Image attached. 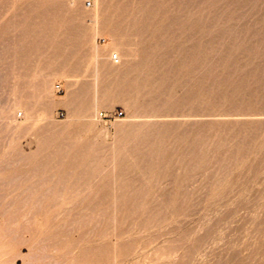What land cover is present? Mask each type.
Listing matches in <instances>:
<instances>
[{"label": "rangeland", "instance_id": "374dc122", "mask_svg": "<svg viewBox=\"0 0 264 264\" xmlns=\"http://www.w3.org/2000/svg\"><path fill=\"white\" fill-rule=\"evenodd\" d=\"M70 1L0 0L8 261L264 264V0Z\"/></svg>", "mask_w": 264, "mask_h": 264}, {"label": "bare ground", "instance_id": "6f19581e", "mask_svg": "<svg viewBox=\"0 0 264 264\" xmlns=\"http://www.w3.org/2000/svg\"><path fill=\"white\" fill-rule=\"evenodd\" d=\"M76 1L77 0H71L70 1V3H73V4H75L76 3ZM72 6V5H71ZM63 10V9H62ZM98 12V11H97ZM98 15L99 14H97V13H92V14H90L89 15V17L91 18V20H92V25H91V27L89 28V34H88V37H87V41H88V43H89V45L91 46V58H90V60L93 62V64L97 67L98 66V63H99V60H100V58H101V56H102V53H104V52H106V51H109V53L111 52V54L113 55V53L115 52V46L116 45H118L119 44V40H118V38H117V36H116V34H115V32H110V43L108 44V45H106V46H104V48H102V49H100L97 45H95L94 43H92V40H93V38L94 37H96V36H98L99 35V32H100V30H101V28H102V24L100 23V21H99V18H98ZM122 16V15H121ZM35 21V20H34ZM131 23V22H130ZM104 25H106V24H104ZM104 27V26H103ZM106 27V26H105ZM38 28V27H37ZM114 37H115V39H116V42H115V39H114ZM222 38V37H221ZM16 39V38H15ZM115 45V46H114ZM114 46V47H113ZM40 48V47H39ZM111 48V51L109 50ZM71 50V49H70ZM37 52V51H36ZM7 53V52H6ZM38 53V52H37ZM122 54L124 55L125 53H123L122 52ZM37 56V55H36ZM89 56V55H88ZM120 59V58H119ZM80 60V59H79ZM113 61V60H112ZM119 62H120V60H119ZM65 63V62H64ZM63 63V64H64ZM132 63V62H131ZM16 64V63H15ZM108 64V63H107ZM22 65V64H21ZM133 65H135V64H133ZM132 66V65H131ZM52 68V67H51ZM132 68H134L133 66L130 68V69H132ZM137 68V67H136ZM49 69V68H48ZM114 69V68H113ZM97 70V69H96ZM70 72V71H69ZM68 72V73H69ZM87 72V71H86ZM92 72H93V70H92ZM108 72L109 73H114V70H108ZM134 72V71H133ZM43 73V72H42ZM64 73V72H63ZM62 73V74H63ZM125 73H127V72H124V74ZM33 74V73H32ZM47 74V73H46ZM51 74V73H50ZM46 75V76H43V78H41V83H39L40 84V87H38L39 88V90H38V93H37V100L39 101V102H41L42 100H44V98L45 97H47V93L49 92L50 93V89H51V85H52V81H53V79H54V77H53V75ZM55 74V73H54ZM135 75V74H134ZM23 79V78H22ZM77 79V78H76ZM81 80V79H80ZM122 80V79H121ZM39 81V80H38ZM28 83V82H27ZM129 83V82H128ZM33 85V84H32ZM98 85H99V74L96 72V74L94 75V87L96 88V89H98ZM103 85V84H102ZM125 85V84H124ZM37 86H39V85H36V87ZM122 86H123V84H122ZM93 87V86H92ZM137 89V88H136ZM99 91V90H98ZM134 91V90H133ZM107 92V91H106ZM36 93V92H35ZM47 94V95H46ZM105 94V93H104ZM169 94V93H168ZM90 95V94H89ZM97 95V94H96ZM117 95V94H116ZM110 96V95H109ZM73 97V96H72ZM75 98V97H74ZM106 97L104 96L103 98H99L98 96H96L95 97V99H94V101L88 106V113H95V112H98V110H99V107L100 106H106V105H108V100H106L105 99ZM76 99V98H75ZM127 99H128V97H127ZM19 102L20 101H18V103L16 102V108H19V107H22L21 106V104H19ZM37 103V102H36ZM113 103V102H112ZM39 104V103H38ZM130 104V103H129ZM42 105V104H41ZM75 105V104H74ZM131 105V104H130ZM156 105V104H155ZM9 107V106H8ZM68 107V106H67ZM15 108V109H16ZM38 108V107H37ZM22 109V108H21ZM72 109V108H71ZM80 109H82V108H80ZM131 109V108H130ZM23 110H24V108H23ZM39 110V109H38ZM43 110V109H42ZM45 111V109L42 111V112H44ZM47 112V111H46ZM45 112V113H46ZM25 123L26 124H28V123H30V122H33V120L35 119L36 121L39 119L38 117V119H36V117L35 118H33L34 116H35V114H34V116H33V113L30 111V110H26L25 112ZM37 113V112H36ZM41 113V112H40ZM44 113V114H45ZM87 113V114H88ZM86 114V113H85ZM37 115V114H36ZM40 116V115H39ZM47 116V114H45L44 115V117H46ZM96 116H97V114H96ZM158 116V115H157ZM86 117H87V115H86ZM85 118V117H84ZM96 118V117H95ZM94 117L92 118V119H95ZM18 119V118H17ZM22 119V118H21ZM42 119V118H41ZM80 119V118H79ZM82 119V118H81ZM139 119V118H138ZM165 119V118H164ZM3 120V119H2ZM34 120V121H35ZM38 121H41V120H38ZM77 121V120H76ZM31 124H33V123H31ZM37 124V123H36ZM39 124H40V122H39ZM155 124V123H154ZM38 125V124H37ZM52 125V124H51ZM147 125V124H146ZM28 126H29V124H28ZM39 126V125H38ZM36 128V127H35ZM153 128V127H152ZM166 129V128H165ZM148 130V129H147ZM133 131V130H132ZM102 133V132H101ZM155 133V132H154ZM167 134V133H166ZM148 137V136H147ZM156 138V137H155ZM160 139V138H159ZM180 139H182V138H180ZM177 140V139H176ZM134 143V142H133ZM158 145V144H157ZM172 145V144H171ZM159 151V150H158ZM159 156V155H158ZM162 156V155H161ZM26 157V156H25ZM180 157V156H179ZM22 158V157H21ZM157 160V159H156ZM151 162V161H150ZM10 165V164H9ZM97 167V166H96ZM187 167V166H186ZM86 168V167H85ZM87 169V168H86ZM80 170H81V168H80ZM91 170V169H90ZM97 172V171H96ZM94 174V173H93ZM103 175H104V173H103ZM45 180V179H44ZM52 181V180H51ZM12 183V182H11ZM115 183V182H114ZM85 184V183H84ZM30 188V187H29ZM30 190V189H29ZM28 191V190H27ZM84 192V191H83ZM29 193V192H28ZM32 195V194H31ZM29 196V195H28ZM4 197V196H3ZM32 198H33V196H32ZM103 198V197H102ZM30 199V198H29ZM32 200V199H31ZM77 200V199H76ZM6 201V200H5ZM83 201H84V199H83ZM15 202V201H14ZM19 202V201H18ZM23 202V201H22ZM24 203V202H23ZM125 203V202H124ZM135 203V202H134ZM9 204V203H8ZM119 204V203H118ZM134 205V204H133ZM54 206V205H53ZM11 210V209H10ZM97 219V218H96ZM99 220V219H98ZM160 222V221H159ZM95 229V228H94ZM95 231V230H94ZM91 232H93V231H91ZM17 235V234H16ZM78 237V236H77ZM30 240V239H29ZM42 241V240H41ZM47 242V241H46ZM77 244V243H76ZM1 245V244H0ZM2 246H4V245H2ZM1 247V246H0ZM22 247V246H21ZM37 247V246H36ZM15 248V247H14ZM11 249H12V247H11ZM8 250V249H7ZM13 250V249H12ZM77 251V250H76ZM22 252V251H21ZM10 253V252H9ZM8 253V255H10ZM8 256H7V251L6 250H0V264H17V259L15 260V261H11V262H9L8 261V258H7ZM20 257V256H19ZM175 257H177V255H175ZM175 257H172V255H170L169 257H166V259H169V262H170V260L172 261V259H174ZM21 259V258H20ZM162 259V258H161ZM177 259V258H176ZM233 259H235V258H233ZM11 260V259H10ZM176 261V260H175ZM203 262V261H202ZM204 263V262H203ZM203 263H201V264H203ZM229 263V262H228ZM236 263V262H235ZM192 264V263H191ZM199 264V263H198Z\"/></svg>", "mask_w": 264, "mask_h": 264}, {"label": "built area", "instance_id": "2783aa9c", "mask_svg": "<svg viewBox=\"0 0 264 264\" xmlns=\"http://www.w3.org/2000/svg\"><path fill=\"white\" fill-rule=\"evenodd\" d=\"M112 60H113V62H119V57H118V55L117 54H114V56H112ZM57 91L58 92H62L63 91V88H62V85L61 84H59L58 86H57ZM121 115V114H120ZM104 116V113H101L100 114V117H103Z\"/></svg>", "mask_w": 264, "mask_h": 264}]
</instances>
